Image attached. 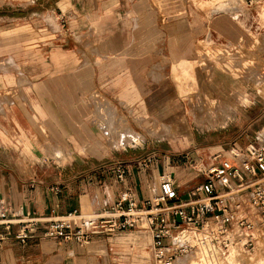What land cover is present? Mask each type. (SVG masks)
<instances>
[{
	"label": "crops",
	"instance_id": "crops-1",
	"mask_svg": "<svg viewBox=\"0 0 264 264\" xmlns=\"http://www.w3.org/2000/svg\"><path fill=\"white\" fill-rule=\"evenodd\" d=\"M212 1L0 0V204L37 215L93 212L112 206L124 190L146 200L158 192L162 175H169L187 199L205 181L188 162L178 166L166 158L139 168L136 176L133 165L116 160L91 157L60 165L37 158L36 152L46 136L72 153L102 140L100 129L87 123L94 92L124 104L140 102L146 116L162 120L154 110L159 104L169 107L176 97L184 102L176 96L177 71L188 86L197 91L203 86L196 66L199 55L210 54L195 46L205 42L233 50L264 33L259 12L264 0H245L246 10L233 0L228 12L211 14L203 4ZM243 17L249 31L238 33L233 26L227 32ZM48 24L53 29L44 33ZM194 54L196 59L186 63ZM218 81L215 76L209 91ZM185 101L188 105L189 98ZM101 105L107 114L115 109L109 101ZM219 132L207 133L211 139ZM171 134L169 129L166 136ZM224 146H203L198 161L208 162ZM194 158L188 161L197 162ZM120 168L126 180L118 179ZM15 231L0 246V264H124L119 255L144 244L142 238L138 243L113 237H95L87 247L38 238L22 244Z\"/></svg>",
	"mask_w": 264,
	"mask_h": 264
},
{
	"label": "rangeland",
	"instance_id": "rangeland-1",
	"mask_svg": "<svg viewBox=\"0 0 264 264\" xmlns=\"http://www.w3.org/2000/svg\"><path fill=\"white\" fill-rule=\"evenodd\" d=\"M232 1L214 0L203 5L208 7L211 14L213 11L228 12V4ZM158 2L163 3L164 0H158ZM239 2L237 7L246 10L245 0H238L237 4ZM259 12L264 25V7L259 9ZM242 19L237 21V25L231 23L227 32H232L233 26L238 33L249 31L250 25L246 23L247 18ZM48 25L44 33L53 29L50 24ZM195 47L200 48V53H202L201 48L203 50L205 48V52L210 54L202 53L199 55L201 58L198 60L199 63L196 60L198 63L196 68L201 73L200 82L203 86L198 91L197 88L188 86L187 78L180 76L181 73L177 71L176 96L177 94L183 96L184 102H179V98L175 96V100L167 104L174 112L161 103L154 109L158 111L157 114L162 119L158 120L146 116L139 108L140 102L135 106L130 103L124 104L94 92L91 105L93 117L87 120V123L95 130L100 129L102 140L98 143H86L77 153L76 150L72 153L54 143L50 136H46L44 144L38 142L36 157L54 159L60 165L91 157L103 158V161L116 160L120 161L122 166L133 165L130 170L138 176L141 172L139 168H143L142 164L145 162L151 164L158 161L161 164L163 160L169 158L173 165L179 166L187 162L190 165L192 156L198 161V155L201 153L199 150L209 144L225 143L224 151L220 152L222 155L229 154L232 149L245 153L250 145L256 143L257 137L264 133V97H261L259 93V90L264 93L262 89L264 33L255 36L251 45L238 44L233 50L223 46L207 47L205 42H200ZM194 57L195 54L189 56V60L185 62H192L196 59ZM213 57L222 61L211 60ZM215 76L219 78L218 86L210 90V93L209 88L212 87ZM226 80L230 84L225 82ZM187 97L188 105L185 101ZM106 101H109L116 111L110 108V113L107 114L101 105ZM140 117L146 118L143 120ZM169 129H172V136H166ZM212 130L222 132L213 135L210 139L207 132ZM126 132L135 133L136 141L128 137L130 135L123 140L122 136ZM238 144L246 148L243 151L235 149ZM126 177L127 174L125 180ZM257 235L256 250L247 253L236 248L242 253L241 256L233 259L231 264H264V231H258ZM141 238L144 242L141 247H128L126 252L119 255L125 261L124 264H154L149 245L151 237L147 231H127L113 237V239H126L130 242L137 240L138 243H141ZM182 263L197 264L198 262L185 258Z\"/></svg>",
	"mask_w": 264,
	"mask_h": 264
},
{
	"label": "built area",
	"instance_id": "built-area-1",
	"mask_svg": "<svg viewBox=\"0 0 264 264\" xmlns=\"http://www.w3.org/2000/svg\"><path fill=\"white\" fill-rule=\"evenodd\" d=\"M229 156L191 162L205 181L187 199L179 196L169 175H162L158 192L146 200L140 202L132 191L124 190L112 206L93 212L37 215L0 204V246L14 228V237L22 244L38 238L74 241L83 247L95 237L145 230L151 237L154 264H179L185 258L199 264L227 263L236 248L254 252L257 233L264 231V133L245 153L232 149ZM125 176L126 170L120 168L118 179Z\"/></svg>",
	"mask_w": 264,
	"mask_h": 264
},
{
	"label": "bare ground",
	"instance_id": "bare-ground-1",
	"mask_svg": "<svg viewBox=\"0 0 264 264\" xmlns=\"http://www.w3.org/2000/svg\"><path fill=\"white\" fill-rule=\"evenodd\" d=\"M247 100V99H246ZM248 102V101H247ZM247 102H244V103H247ZM250 102V101H249ZM128 135H130V136H128ZM127 136L128 137H131L133 140H134V138H135V136L134 135H132V134H130V133H127L126 135H124L123 137H122V139L123 140H125V138H127ZM171 136H172V134H171ZM174 136V135H173ZM137 137V136H136ZM128 140V139H127ZM134 141H136V140H134ZM124 144V143H123ZM228 156V155H227ZM229 157V156H228ZM227 160V159H226ZM258 236V235H257ZM238 249H234L233 250V252H232V254H231V256H230V258H229V260H228V264H231L232 262H233V259H235V258H237V256L239 257V256H241V253L242 252H238L237 251ZM236 253V254H235ZM245 254V253H244ZM183 260L184 259H182V260H179V264H183L182 262H183ZM237 260V259H236ZM195 264V263H194ZM197 264H199V263H197Z\"/></svg>",
	"mask_w": 264,
	"mask_h": 264
}]
</instances>
